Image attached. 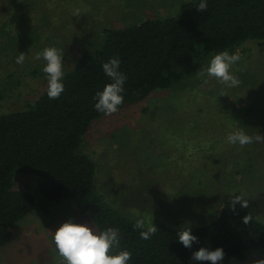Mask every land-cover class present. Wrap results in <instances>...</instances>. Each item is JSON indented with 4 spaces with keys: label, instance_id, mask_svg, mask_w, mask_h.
<instances>
[{
    "label": "rangeland",
    "instance_id": "1",
    "mask_svg": "<svg viewBox=\"0 0 264 264\" xmlns=\"http://www.w3.org/2000/svg\"><path fill=\"white\" fill-rule=\"evenodd\" d=\"M187 1L192 0L9 2L0 15V113L24 108L47 89L43 61L36 59L44 48L65 53L66 72L102 40L104 28L176 16ZM21 52L25 60L18 64ZM234 52L241 57L232 67L240 81L236 87L199 75L218 52L210 53L175 86L156 89L91 123L79 152L95 165V196L134 222L143 217L146 224L153 220L180 229L186 222L193 228L211 221L225 201L242 193L248 204L237 203L264 221V130L256 125L264 113H238L264 112V42L247 39ZM241 128L253 142L227 143L226 135ZM13 181L14 188L32 193L34 205L11 227L0 264H62L53 232L69 217L92 223L90 218L74 201L41 198L31 175L16 174ZM220 264H264V248Z\"/></svg>",
    "mask_w": 264,
    "mask_h": 264
},
{
    "label": "trees",
    "instance_id": "2",
    "mask_svg": "<svg viewBox=\"0 0 264 264\" xmlns=\"http://www.w3.org/2000/svg\"><path fill=\"white\" fill-rule=\"evenodd\" d=\"M12 1L0 0V15ZM198 3H183L176 16L104 28L102 40L65 72L59 98L49 99L46 89L24 108L0 113V247L9 243L11 227L33 209L32 193L14 188L15 175L25 174L36 178L41 198L74 201L96 227L118 228L120 247L132 253L129 264H198L190 257L200 247H223L224 259L244 260L251 249L264 248V221L231 200L214 219L192 228L198 240L190 249L177 241L179 229L162 222H154L158 230L150 239H141L134 221L94 195L95 165L79 152L82 136L104 114L95 110L94 96L110 82L102 70L110 57H120L127 76L121 108L175 86L210 53L234 52L247 39L264 42V0H208L204 12L196 9ZM256 125L264 130V116Z\"/></svg>",
    "mask_w": 264,
    "mask_h": 264
},
{
    "label": "clouds",
    "instance_id": "3",
    "mask_svg": "<svg viewBox=\"0 0 264 264\" xmlns=\"http://www.w3.org/2000/svg\"><path fill=\"white\" fill-rule=\"evenodd\" d=\"M196 9L199 12L208 10V0H199ZM64 57L65 53L56 46H48L36 55L37 60L43 61L42 71L46 74L49 99L59 98L64 91ZM240 59L238 52L220 51L210 58L206 67L200 69L199 75L215 78L220 84L229 88L236 87L240 81L232 71V67ZM24 60L25 53L21 52L16 58V63L22 64ZM121 63L119 56H113L102 64V70L110 82L94 96V108L97 112L111 115L116 113L124 102L127 76L121 70ZM226 142L243 147L252 143L253 138L241 128L230 131L226 135ZM237 202L244 207L248 204L242 193L232 196L233 206ZM248 219L249 217L245 216L244 222H248ZM134 228L139 230L141 239L145 240L150 239L158 230L153 220L146 224L143 217L135 220ZM197 240L198 237L193 234L190 222H186V226L180 227L177 232V241L185 248H192ZM52 242L56 254L62 258V264H129L132 259L131 251L120 247L118 228L110 226L100 229L93 222H77L72 217L56 228ZM224 256L223 247L215 249L200 247L192 253L190 260L198 264L205 261L210 264H220Z\"/></svg>",
    "mask_w": 264,
    "mask_h": 264
}]
</instances>
